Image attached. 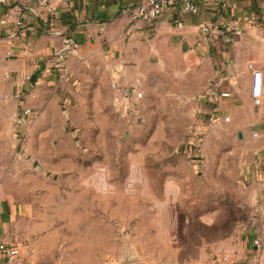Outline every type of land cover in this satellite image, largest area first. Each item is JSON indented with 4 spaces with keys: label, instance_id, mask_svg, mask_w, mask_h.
Wrapping results in <instances>:
<instances>
[{
    "label": "crops",
    "instance_id": "crops-1",
    "mask_svg": "<svg viewBox=\"0 0 264 264\" xmlns=\"http://www.w3.org/2000/svg\"><path fill=\"white\" fill-rule=\"evenodd\" d=\"M139 1L61 0L58 13L50 15L35 0H0V19L6 21L0 26V91L6 85L0 92V136L19 104L76 100L81 83L75 68L90 71L93 81L105 72L107 93L121 103L169 81L177 101L191 103L194 135L205 137L204 174L212 169L227 173L229 154L235 172L228 178L223 173L224 180L215 174L212 185L227 193L228 183L233 184L238 193L237 221L227 229L220 224L218 242L201 247L190 264H249L252 238L264 220V0H203L195 14L178 3L151 22H130L127 11ZM19 18L23 27L16 30ZM202 25L216 30L203 32ZM248 64L262 71L257 105ZM210 89L230 95L212 96ZM211 152L217 153L213 162ZM14 200L0 186V244L19 251L8 260L0 250V264H57L52 250L58 245L50 243L30 209ZM225 213L217 208L203 215ZM206 222L213 223L211 218Z\"/></svg>",
    "mask_w": 264,
    "mask_h": 264
},
{
    "label": "rangeland",
    "instance_id": "rangeland-1",
    "mask_svg": "<svg viewBox=\"0 0 264 264\" xmlns=\"http://www.w3.org/2000/svg\"><path fill=\"white\" fill-rule=\"evenodd\" d=\"M75 70L76 100L19 104L3 125L0 186L48 231L57 264H190L218 242L220 224L238 219L236 186L218 191L217 169L204 174L205 137L194 135L191 103L178 102L169 81L121 103L107 93L105 72L93 81ZM228 156L223 180L235 172ZM217 208L227 213L203 215Z\"/></svg>",
    "mask_w": 264,
    "mask_h": 264
},
{
    "label": "built area",
    "instance_id": "built-area-1",
    "mask_svg": "<svg viewBox=\"0 0 264 264\" xmlns=\"http://www.w3.org/2000/svg\"><path fill=\"white\" fill-rule=\"evenodd\" d=\"M40 8L46 11L50 15H56L58 13L56 3L61 0H35ZM203 0H140L134 6L130 7L128 12V16L130 22L142 21V22H151L159 18L163 13H165L169 8L175 6L178 3H181L183 9L190 13L195 14L198 12V3ZM6 24L5 19H0V26H4ZM181 22H179V25ZM14 26L16 30H20L23 27L22 19H17L14 22ZM201 30L203 32H211L216 30L215 28H211L207 25H202ZM237 34H241L239 30H235ZM61 59V57L59 58ZM248 68L253 72V87H252V96L253 102L257 105L259 104V96L261 93V75L262 71L254 69L253 64H248ZM210 94L213 96L217 94L219 97H228L230 92L226 90H208ZM23 114H30L31 110L29 108H24ZM252 249L253 254L249 260V264H262V258L264 255V220L263 227L259 231V233L252 238ZM0 250H2L8 260H13L19 254V251L15 247L7 246L4 244H0ZM222 261H226L227 258L224 256L221 258Z\"/></svg>",
    "mask_w": 264,
    "mask_h": 264
},
{
    "label": "water",
    "instance_id": "water-1",
    "mask_svg": "<svg viewBox=\"0 0 264 264\" xmlns=\"http://www.w3.org/2000/svg\"><path fill=\"white\" fill-rule=\"evenodd\" d=\"M73 45H74L73 42H69L68 50H72Z\"/></svg>",
    "mask_w": 264,
    "mask_h": 264
}]
</instances>
